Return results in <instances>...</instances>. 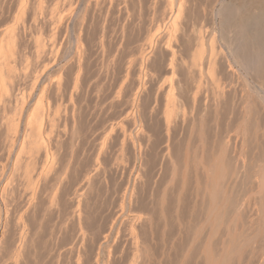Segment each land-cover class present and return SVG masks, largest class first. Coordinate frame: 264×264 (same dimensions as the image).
<instances>
[{
	"label": "bare ground",
	"instance_id": "6f19581e",
	"mask_svg": "<svg viewBox=\"0 0 264 264\" xmlns=\"http://www.w3.org/2000/svg\"><path fill=\"white\" fill-rule=\"evenodd\" d=\"M15 1L17 2L15 9L13 11H11L9 15L4 16L5 12L8 13V10L6 11L7 6L5 9V4L7 2H6V0H0V247L2 244H4L2 242H5L4 240L6 238L3 239L4 236L9 232L7 230V229H9V227H7V226H8V221H9L8 219L11 220V218L9 217V215L11 216L10 212H11L13 207H16L15 209H17V206H19V209H17L18 211H17V213L15 212L16 215L14 216V218H15L14 219V221H15L14 225L16 226V229H15L16 230V233H15L16 236L13 237V239L15 238V240L12 239L14 245L12 246L13 249L11 248L12 252L10 251L11 255H9V256H10V258H11L10 260L13 262V264H30L29 262L27 263L28 258L26 259L24 254L26 252L30 251L27 248H29L30 245L33 246L32 240L36 239L35 235H33L34 239L31 235L34 234V232L36 233L38 231L37 229L39 227H41L43 220H44V218L48 212L49 213H50V211L53 212L52 211L53 209L54 210L58 209L59 206H61V205L64 206L65 203H67L66 199L69 198L68 195L70 194V193L68 194V192L70 191V189H68L69 184H71L73 186L71 188V190L73 189V191H71L72 192L71 194L73 197L72 199L75 200L74 206L76 205V208L72 205L73 208H75V210L73 208L72 209L75 211V214H76V222L78 223L77 228H79L78 231H79V235H80V238L78 237L79 236L78 235L77 236L78 238L76 237V240L79 239L78 241L80 243L83 240V238L86 237V234L84 235V227L87 225L86 224L84 226V223L86 222L85 220L88 218L90 219V216L88 215L90 213L88 211H87L88 214H86L87 213L86 211H84V212L89 217L84 216L85 215L84 213L82 214V208H81V207H83L82 201L85 202L86 195L90 190H92V187L94 186L95 180L96 181L98 180L97 178L103 177V179L100 178V180L101 179L104 180V178H105L104 176H107V174L110 175L112 173H116L117 171H119V169H122L121 171L123 173H127V180L125 179L126 184H125L122 196H121V198H122L121 200L123 201L122 204L120 205L121 208L119 207V210L121 209V211L119 212V210H118L117 215L114 212L115 217L113 218L112 222H110V225L108 226V228L106 226L107 224L106 225L104 224L108 230L104 229V232L105 231H107V232H105L104 236L101 234V236H103V237H102V239L99 237L100 239H98V240H101V242L100 243L98 242V243H99V245L102 246V248H103V246H106V245L108 247L109 246L108 243H109L110 239H112V236L114 235V233L116 232L115 234H117V232L120 231V230L119 231H116V230L119 228L118 226L120 225L121 221L124 222L125 220H123V219H127L126 222L128 221L127 222L128 236H129L128 239H130V244L133 247V249H132L133 255L131 256L132 258H131V260L130 259L128 260L129 262L127 264H141L143 261L140 260L141 259L140 256H141V254H142V256L144 253L146 254V252L143 251L146 248L141 249V247L144 243L147 242V238L145 240V236H144V234H142L143 231L142 232L138 231L136 225H139V224H137L138 222L144 224L143 222L146 220L147 215L149 216V214H146V213H150L151 211L149 212L147 209L148 212H146V213L141 212V213H143V215L146 214V217L144 216L145 220H144V217L142 216V214H140V213L139 214H130L129 212L131 210L130 208L132 207L131 203H134L135 201H137V200H135L137 198H138V200L140 199L139 197L136 196V198H135V196H134L135 194H134L133 190H134V187H137L135 183L139 182V180H137V179H139V176L140 177L144 176V175L140 174V172H139L140 169L136 166L135 162L139 158V154L141 153V144L143 145V141L141 142V144H140V141L139 142L137 141V139L139 137L138 134L143 135L144 134L143 132H145L143 130L144 128H142L145 125L142 126V124L140 123V122H142L140 120V119H142V116L140 117V113H142L141 109L143 108V106L140 109L141 106L139 103V101L141 100L140 99L141 94L142 93L144 94V92H145V91L143 92V90L145 88V84H146L145 78H146V76L149 75L150 78H154V81H155V84H154L155 86L153 85L155 87L153 89L154 92L153 93L150 92L153 94L152 98L154 100L152 101L151 106L149 108L147 107L148 110L147 111L145 110V112H147V114L144 112V115H148L149 120H151L150 124L153 125L152 126L149 124L150 125V129H149L150 132L156 131L158 128V130H157V134H158V132L160 130L161 131L164 130L163 135L165 132V136L163 137L164 142L163 141L162 142L165 144L166 142L169 141L170 132H171L172 128L175 127V129L174 128L173 129L176 131L178 129L176 127L186 126L184 123L188 122V120L190 118L191 119L189 120V123L192 122L191 123L192 125H189L188 123L187 124H188V126L193 127V129H194L195 127L193 125L196 122L195 121L196 117L198 116V115L193 114V113H195V112H193V110L195 111L194 108H195L196 104H199V102L201 101L205 105L204 108H206V106H209L208 104L206 105V101H207V103L209 102V100H208L209 97H207L208 95H206V91L201 90L202 92H205L203 97H200V92H199L200 88H202V85H201L202 83L200 81V77L202 76V74L204 72H205L204 76L207 75L211 79L212 83L214 84V87L216 89L215 92L216 91L220 92L221 89H222L221 91H225V90H223V88H226V86H227V85H225L226 83L232 85L231 82H233L232 77L234 74L243 75L247 72L249 67L252 68V65L253 66L255 65L254 67L258 68L259 71H261V72L264 70V61H263V59H264V0H229V1L228 0H221L222 5L228 4L226 6V8H229V9L227 10L223 6H221L220 8H218V10L212 11L210 20H212L211 23L217 25V28H216V26H213L212 30L210 29L209 32H208V30H206L207 28L205 27V24H204L205 23V17H204V15H200L199 12H197V10H196L197 7L195 8L193 6V0H164V4H165L164 6L165 7H163V8H165V9H163V12L165 10V12H166L165 16L167 18V22L165 21L166 19L164 20L166 22V26L164 28L165 33H164L163 37H160L158 35L159 37H157L156 39H153L154 33H153V35H151L149 33L151 36H148L149 34L146 35V38L148 40L145 39L147 41V43L143 42V44L146 43L147 47L142 45V46H144V48L141 49L142 46L140 47L141 52H139L140 55H139V57H137V63H138V58H139V63L141 65L139 64L140 65V67H139V65L137 64L139 67V71L137 70V73L139 72L138 73L139 76L137 78L138 80H137L136 88H135L134 92L131 89L132 94L130 93L131 94L130 97L128 96L129 99L125 103L126 106L124 104L120 103V104L125 106V108H122V109H124L123 110L124 113L122 116H120L119 113H116V108H117L121 98L125 97L124 92H125V87H126V80L129 78L128 73H129L130 63L128 66H126L125 70H123V72L125 71V74L124 73L122 74V71H121V74L123 76H119V74L117 72V68H118V65H117L118 60L117 59L119 57L118 53H119L120 49H119V47L117 48V46H112V44H113L112 42H111L112 44L111 43L109 44V42L105 40V38H107V37H105L106 29H107V27H105V24L101 23V27L99 26L100 27L99 30L101 31L100 33H102V34L98 38L93 39L87 34V33H89V32H87V29L91 28L90 27L91 25L89 26V28L87 26V23H88V20L86 19V18H88L87 17V11L91 5H94L93 6L94 8L93 7H91V8L96 9V8L100 7V6H98L99 4L102 5V3H106L105 4L106 6L108 5V6H110V8H111V6L114 8V6H115V5L113 6L114 2L115 3L120 2L119 3L120 6L121 5L124 6V10H125V14H126V19H125V16H122V17H124V19H122V21L127 20V22H128L129 21L128 19H131V18H132L131 20H133V19L135 20V18H137V20L138 19L140 20L142 17L141 15L143 14L142 12L145 11L143 9L146 6L148 8L147 10H151V12L154 11L155 9H157L156 5H157L158 0H145L146 2L144 0H120V1L119 0L118 1H115V0H53L52 1L53 4H51V7L49 4H48L49 6H46L47 4H45V0H15ZM225 1H226V3H225ZM195 2H196V0H195ZM144 3H145V6H144ZM118 5H116V6L118 7ZM228 6H230V7H228ZM103 7H104V5H103ZM203 9H204V7H203ZM4 10H5V12H4ZM9 10H10V8H9ZM224 10H227V11L225 12ZM202 11H204V10H202ZM155 12H153L152 15ZM92 13H95V12H92ZM202 13L204 14V12H202ZM112 14H114V13H112ZM155 14L157 15V13H155ZM158 14H159V12H158ZM147 15H148V13H147ZM163 16H164V13L162 14V17ZM103 17H104V15H103ZM109 17H110V15H109ZM146 17L149 18L148 16H146ZM146 17H145V19H146ZM103 21H106V20L103 19ZM104 23H106V22H104ZM143 23H144V21H143ZM88 25H89V23H88ZM97 25H100V24H97ZM97 25H95L96 28H97ZM129 25H130V23H129ZM44 26L46 29L48 28V30H47L48 32L46 31L47 35L45 34L46 38H44L40 34L42 32L41 29H44ZM95 26H94V28H95ZM149 26H150V24H149ZM227 27H229L230 29L228 28V31L226 32ZM94 28H93V30H96V28L95 29ZM121 28H122V26H121ZM122 29H121V32L123 33V31H125V29L123 31H122ZM139 31H140V29H139ZM154 32L156 33L157 31H154ZM216 33H217V37L220 41V46L214 45ZM95 34H97V33H95ZM233 35H235V37L237 35L236 40L238 38H239V40L235 41L233 38ZM131 36H134V35H131ZM162 38L164 40H162ZM121 39L123 40L122 37H121ZM206 39L209 40V45H208L209 48H208V52H205L206 54L208 53L207 55H205L206 56V58H205V57H203L204 56L203 51H205V50H203L202 45L204 44L203 41ZM161 41H163V44L161 43L162 46L159 44ZM31 42L33 43V47H32L33 50L32 51L30 49ZM130 44H132V43H130ZM252 44L256 47V50H255L256 52H254V50L251 48V47H254V46H252ZM139 46H140V44H139ZM157 46L161 47V49L163 47L164 52H165V53L164 52L163 53L167 55L166 64H164L165 65L164 67H166L168 70H170L171 74H170V77H168V78H163L164 76H162V75H161L162 76V78H161L160 72H159V75L156 72L159 77L156 75V73H155V77H153L152 74L148 73V70L146 68V61H148L153 56L154 52L159 48V47L157 48ZM91 49L94 51H91ZM161 49H159V51ZM163 49L161 51H163ZM253 53H255L256 55H254ZM127 54H125V55H127ZM130 55H131V53H130ZM122 56H123V54H122ZM129 58H131V57L129 56ZM129 58H127L128 61L133 60V59L129 60ZM63 61H64V63H63ZM151 61H153V60H151ZM125 63H128V62H125ZM135 64H136V62H135ZM150 64H152V63H150ZM150 64L148 63L147 65L150 66ZM156 65H158V63ZM162 65L163 64H161V63L159 64L160 67H162ZM152 66H153V64H152ZM159 66H156V67H159ZM122 68H123V66H122ZM149 68H151V67H149ZM151 69H153V68H151ZM258 69H256V70H258ZM158 70H159V68L157 69V71ZM259 71L256 74H258L259 77H261L262 75H260ZM249 72H250V70H249ZM164 73H166V72L164 71ZM153 75H154V73H153ZM131 76H132V74H131ZM175 76L178 77L176 80H175ZM263 78H264V76H263ZM258 85H260V84H258ZM260 86H257V90H254V91H256V92L261 91ZM204 88H205V86H204ZM209 91L210 90H208V92ZM160 93H163V97L165 100V103L163 104L164 107L162 110H160L161 116H162V119H160V120H163L162 126L164 127V129L162 128V126H159L161 124H158L159 118H161V117H160V115H158L159 111H157V109H156L157 106L155 107L156 102H157L156 100H158L157 98H158V95ZM211 96L212 95H210V97ZM81 97L83 100L82 104L84 102H89V100H88L89 97H91L90 100L92 102L91 108H93L92 113L94 115L93 116L94 118L90 116L91 118H93L92 119L93 121L92 120H91L92 122L88 121V122H91V124L89 123V126H87V130H85V128H83L84 125L82 124V122L80 120V113L82 112L81 114H84L83 109L81 111L80 105H79ZM77 98H80V100L78 101ZM142 99H143V97H142ZM242 100H243V98H242ZM64 101H65V103H64ZM86 105H88V104H86ZM245 105H246V103H245ZM83 106H85V105H82V107ZM259 107H260V105H259ZM245 108H244V111H245ZM255 108H256V106H255ZM216 109H217V106H216ZM214 110L215 109H213V111ZM197 111H196V113H197ZM248 111H249V109H248ZM89 113H91V112H89ZM9 114H11V115H9ZM246 114H247V112H246ZM157 115L159 117H157ZM204 115H202V116H204ZM210 115H213V114L211 113ZM248 115H249V112H248ZM193 117L195 120L193 119ZM204 117H206V116H204ZM204 117H203V119H204ZM157 118H158V120H155ZM152 120H154L153 121L154 124L151 123ZM193 120H194V122H193ZM125 121H127V122L131 121L132 123H134L133 125H135V124L137 125V122H139V124H138L139 127L137 129H135L136 127H133L130 125L133 128H129V127L127 128L125 126ZM197 121H198L197 123H199V124L201 123V122H199L200 119H197ZM155 122H156V124H155ZM203 122H205V121H203ZM246 124H247V122H246ZM147 125H146V127H147ZM180 125H184V126H180ZM246 127L248 128V126H246ZM201 128H202V126H201ZM146 129H148V128H146ZM190 129L191 128H189V130ZM187 132H190V131H187ZM195 132H196V130H195ZM89 133L92 135L93 141H94V142H92V144H94V146H93L94 150L92 149L94 151L93 157H92V159H90L91 162H90V164H88L89 166H86L87 168L84 167V169H85L84 171L82 170V172H81L79 170L80 172H78V165L80 164L79 162H80L81 148H84L83 145L85 144V142L89 143L88 142V134ZM148 134H150V133H148ZM189 134H192V133H189ZM171 135H172V133H171ZM175 135H177V134H175ZM200 135H201V133H200ZM252 135L253 134H251V136ZM148 136H150V135H147V137ZM174 136H172V137L174 138ZM255 136L256 135H253L252 139ZM89 137H90V135H89ZM151 137H153V136H151ZM165 137H166V140H164ZM148 138H150V137H148ZM190 138H191V136H190ZM259 138L260 137H258V135H257L256 138H254L255 141L253 140V142L256 143V139H257V142L261 141V143H263V141ZM65 139H68L67 144L64 142ZM170 141H172V140H170ZM223 141L225 142L226 139ZM145 142H144L143 147L148 143V142H146V143ZM227 142H229V141H227ZM168 143H166L167 148H165V147L163 148V151H164V149H166L165 150L166 153H164L165 151L163 153L167 154L168 157H170V158H168L166 156L168 159H171V156H172V158H174L175 157L174 155H176L177 153H180V154L182 153V152H180V150H178L179 152L177 151L176 154H175V152L173 154V152H172L173 148L170 146L171 145L174 146V145L173 144L170 145ZM171 143H173V141ZM174 143H175V140H174ZM176 143H178V142H176ZM179 143L176 144L175 146L179 147L181 145V144L179 145ZM65 144H66V147H65ZM186 144H187V146H190V145H188L189 143H186ZM225 145H223V147ZM257 145L258 146L263 145L260 147V149L263 148L262 156L264 157V143L260 144V145L257 143ZM187 146H185V147H187ZM207 146H208V144H207ZM128 147H130L129 149L132 150V153L134 156L132 161L130 159H128V158H130L128 156H127L128 158H124L125 157V154H124L125 150L127 151ZM145 147H147V146H145ZM180 147H183V145H181ZM157 148H158V146H157ZM170 148H172L171 151H170ZM207 148H208L207 149L208 153H207V159L205 161V163H206V171L205 172L208 173L206 176L208 177L207 179L209 180V184H208V188H207V189H209V192L208 191H206V192H208L207 194L209 195V199H208V201L205 200L208 203V205H206V204L205 205H206V207L208 206V208H207L208 214H207V217H205L206 219L203 221V222H205V224L202 223L205 226L203 227V225H202L201 226L202 228H200V227L199 228H200V230L201 229L204 230L203 228L206 229L208 227L206 230L209 229V231H210V229H211L213 232V235H214V234H216V232H217V234H219L216 228H220L219 225H220V223H222L221 221H224V220H222V219H224L223 216H225V217L227 216L226 213L229 216L234 215L233 220H232L233 223L232 222L231 223L235 226V224H236L235 221H237V217H238L237 215L239 214L238 211L240 208L242 209L245 204H243V202H240L237 199H234L231 197V194H232L231 190L234 187V182H235L236 178L234 180L232 179V181H231L232 183L231 182L229 183L230 185L228 183H226V182H228V181H226L228 178H226L225 165L228 162V160L226 159V157H224L225 156L224 155L225 154L224 149L221 148V150L219 151V152H222V156L216 155L217 159L216 158L213 159V151H212V148H210V143H209V147H207ZM256 148H259V147H256ZM256 148L253 149V147H252V149L254 151ZM178 149H180V148H178ZM188 149H189V147H188ZM185 150H187V149H185ZM235 150H236V148H235ZM239 150H240V148H239ZM197 151H199V149ZM259 151H261V150L257 149V152L259 153L258 155H260ZM171 152H172V154H169ZM183 152H184V150H183ZM109 154L111 156L108 160H106L105 158ZM180 154L178 156L179 158H180ZM184 154L185 153H183L182 156ZM185 155H187V152ZM141 156H142V154H141ZM134 159H135V162H134ZM184 160L185 161H183V162H186V159H184ZM229 161H230V159H229ZM171 162H172V159H171ZM238 163H239V161H238ZM139 164H140V162H139ZM141 164H143V163H141ZM228 165H230V163ZM244 165H246V164L244 163L243 160H241V167L243 168ZM180 166H181V164H180ZM185 166L187 167V165H185ZM231 167H232V165H231ZM261 167H263V165L260 166V168ZM253 168H254V166H253ZM257 168H259V167H257ZM141 169H142V167H141ZM237 169H238V167H237ZM245 169L246 168H244V170ZM260 170H262V168ZM230 171L231 170H229V172ZM255 171H256L255 173H258L256 169H255ZM263 171L264 170H262V173L259 171L258 176L256 177V178L259 177V179H260V181H258L259 183L257 184L258 189H260L264 185V182H263L264 172ZM229 172H227V173H229ZM19 173L21 175H23L22 177H24V179H25V181H24L25 183H24V182H22L23 178L21 179V177L18 176L19 177L18 180L21 179L20 181L22 182V186L24 188H20L21 186H19L18 182L15 181L17 179V178L15 179V177H17V175ZM237 173H238V170H237ZM246 175L247 174H245L244 176H246ZM124 177H125V175H124ZM233 177H234V175H233ZM239 177H241V174ZM144 178H146V177H144ZM250 178H251V176H250ZM105 179H107V178H105ZM171 179H173V178L171 177ZM171 179H170V181H171ZM243 179H242V181H243ZM20 181H19V184H20ZM239 181H240V179H239ZM15 182H17V183H15ZM97 182H95V186L98 184ZM101 182H103V181H101ZM243 182L245 183L246 181L244 180ZM23 183H24V185H23ZM105 183H106V181H105ZM114 184H115V182H114ZM245 184H247V183H245ZM229 186H230V188H229ZM236 187H238V186H236ZM101 188H104V187H101ZM249 189H251V188H249ZM256 189H257V186H256ZM95 190H96V188H95ZM169 190H168V192H169ZM242 190H243V188H242ZM245 190H246V188H245ZM97 191H99V190H96V193H97ZM114 191H112V192L114 193ZM92 192H93V190H92ZM234 192H236V191H234ZM90 194L91 193H89V196H91ZM105 194L107 195L108 191ZM105 194H104V196H105ZM101 195H102V193H101ZM239 195H240V193H239ZM97 196H99V195H97ZM242 196H243V194H242ZM70 197H71V195H70ZM87 197H88V195H87ZM101 197H103V196H101ZM199 197H202V196H199ZM83 198H84V200H83ZM69 199L71 201V198H69ZM133 199L135 201H133ZM139 201H141V199ZM246 202H247V200H246ZM68 203H69V201H68ZM142 203H143V200H142ZM70 204H72V203H70ZM92 204H93V202H92ZM98 204L99 203H97V205ZM84 205H86V204H84ZM247 205H248V203H247ZM257 205H258L257 209L254 208L257 211L256 215H257L258 219L257 218L256 219H257V221L262 222L261 224H264V200L260 199L258 201ZM146 206H148V205H146ZM146 206L144 205V207H146ZM141 207H143V206H141ZM154 207H156V206H154ZM67 208H70V207H67ZM15 209L13 208L14 211H15ZM244 209H245V207H244ZM246 209H247V207H246ZM13 210H12V212H13ZM103 210H104V208H103ZM181 210L182 209H180V211ZM93 211H95V210H93ZM112 211H113V209H112ZM135 212H137V210ZM241 212H243V211H241ZM71 213H72V211H71ZM94 213L95 212H93V214ZM222 213L224 215H222ZM31 214L33 216H32V218H31V216L29 218V215H31ZM73 214H74V212H73ZM126 214H127V217L124 218L126 216ZM83 216L85 218L86 217L87 218L84 220ZM235 216H237V217H235ZM74 217H75V215H74ZM96 217H100V214H99V216H96ZM67 218H69V217H67ZM72 218L73 217L71 215V220H72ZM238 218H240V217H238ZM29 219H32V221L34 220L36 222L35 227L37 228L36 229L37 231L32 230L33 231L32 234H31L30 229H29V221H30ZM148 219H149V217H148ZM148 219L146 221H148ZM254 219H255V217H254ZM149 220H151V219H149ZM44 221H46V220H44ZM72 221H75V218ZM59 222H61V221H59ZM59 222H58V224H59ZM89 222H91V221H89ZM94 222H96V220H94ZM62 223H64V222H62ZM10 224H11V222H10ZM100 224L103 225V223H101V222H100ZM142 224L140 226H138L139 229L141 228ZM145 224H147V223L145 222ZM226 224H227V222H226ZM252 224L254 225L255 223H252ZM59 225H62V224L60 223ZM148 225L150 227L151 222ZM193 225H194V223H193ZM238 225L239 224H237V226ZM250 225H248V228ZM89 226H91V225H89ZM95 226H97V225H95ZM42 227L44 228V225H42ZM51 227H52V225H51ZM91 227H93V226H91ZM238 227H240V226H238ZM263 227H264V225H263ZM54 228H52V229L50 228V231L48 233L49 234L48 238H52V240H53L52 236L57 231V230L54 231ZM85 228L88 229L87 226ZM144 228L145 227L143 226V230H144ZM231 228H233L232 225H231ZM257 228H258V226H257ZM87 229L85 231L86 233H87ZM164 229H165V227H164ZM227 229H229V228H225L226 231H227ZM249 229H251V228H249ZM254 229H255V226H254ZM6 230L8 231L7 233H6ZM47 230H49V229H47ZM75 230H76V228H75ZM202 230L199 232H202ZM78 231L76 230L77 233H78ZM88 231H90V230H88ZM232 231H233V229H232ZM254 231L255 230H253V232ZM199 232H198V230H196V233H199ZM212 232L211 231L209 232V237H211ZM230 232L229 231L225 232L223 234L224 235L223 239L220 240L222 252L227 251L228 249L231 252V249L229 247H227V245H229V244L231 245V243H233V241L235 240L234 237L236 236V234H234L235 236L233 237L234 238V240H233ZM37 233H36V235H37ZM43 233L45 234V232H43ZM94 233H97V232H94ZM150 233H152V232L150 231ZM74 234H76V233H74ZM146 234H148V233H146ZM249 234H247V235H249ZM255 234H256V232H255ZM255 234H254V238L256 237ZM56 235H57V233H56ZM197 235L195 234V236H197ZM203 235H204V233H203ZM242 235H244V234H242ZM12 236H14V235H12ZM39 236H37V237H39ZM41 236H42V238L44 237V239L46 238L42 234H41ZM46 236H48V235H46ZM5 237H7V235ZM93 237H94V235H93ZM212 237H211V239L214 238V237L213 238ZM261 237H263V236H260V238ZM39 238H41V237H39ZM39 238H38V240H39ZM88 238H89V236H88ZM237 238H238V235L236 237V240H237ZM209 239H207L208 244L205 243L207 245L206 249H205V246L203 249L204 252L208 251V252L204 253L206 256L205 260H207V264H213L214 262L216 264L217 263L216 260L220 257V256H218V254L221 251L219 250L220 252L217 254L218 258L216 259L217 256H215V259H216L215 260L213 257L214 256L213 251L211 249H209V247L211 245L208 247V245L210 244ZM40 240L42 241V239H40ZM48 240H51V239H48ZM76 240L74 239V241H76ZM43 241H45V240H43ZM54 241H55V239H54ZM54 241H52V242L54 243ZM212 241H210V242H212ZM7 242H9V241H7ZM48 242H51V241H48ZM111 242H113V241H111ZM236 242H239V241H236ZM37 243H35V244H37ZM73 243L76 244V242H73ZM214 243H216V242L214 241ZM234 243H235V241H234ZM259 243H262V242H259ZM40 244H41V242H40ZM74 244L72 245L73 247H74ZM83 244L86 245V243H83ZM212 244H213V242H212ZM77 245H79V244H77ZM146 245H147V243H146ZM36 246H37L36 247V249H37L39 246L38 245H36ZM44 246H46V245H43V247ZM72 246H71V248H72ZM196 246H197V244H196ZM231 246H233V245H231ZM236 246L237 245L235 244V247ZM262 246H260L261 248L259 247V249L260 250L262 249V251H263L264 250V243H262ZM47 247H44V248H47ZM51 247H52V245H51ZM144 247H146V246H144ZM147 247H148V245H147ZM60 248L65 249L64 247H62V245ZM71 248H70V250H71ZM213 248H214V246H213ZM255 248H256V246H255ZM39 249L40 248H38V250ZM63 249H61V250L64 251ZM253 249H254V247H253ZM8 250H10V249H8ZM26 250H28V251H26ZM52 250L53 249L46 251V253L43 254V257L45 255H46V257H44V258H47V259L51 258V256L56 257L57 253L54 254V252ZM77 250H78V248H77ZM80 250H81V248H80ZM210 250H211L212 254L210 253V255H208ZM33 251H34V253L32 252V255L29 252L30 256L34 257V259L31 257L33 260L29 257V255H27L28 253L26 254L29 257L28 260L30 261V259H31V261H30L31 264H34L33 261L36 263L37 261L40 262V260H42V256L40 257V255H42V254H40L41 252L39 253V251H41V250H39L38 251L39 254H37L41 258V259L39 258L38 260H37V257H35V253H37V251H35V247H34ZM58 251H56V252H58ZM62 251H59V253ZM257 251H259V250H257ZM230 252H228V253L225 252L226 255L224 254L225 255L224 258L227 259V257H228L227 254H230ZM107 253H108V257H109L110 254H109V252H107ZM61 254L62 253H60V255ZM63 254L61 256H64ZM53 255H55V256H53ZM120 255H122V254H120ZM150 255H152V254H150ZM260 255H261V253H260ZM147 256L148 255H146V257ZM57 257L54 258L55 263L59 260V259H57ZM108 257H107V261H106L107 263L106 262L103 263V261H102V263L100 261V263L101 264H111L112 258L110 257V259H108ZM144 257L145 256H143V260H144ZM52 259L53 258H51V260ZM145 260H147V259H145ZM43 261H45V259L42 260V263H44ZM49 261H46V262H48L50 264ZM52 261H51V263H52ZM78 261H81V260L78 259ZM78 261H75V262H78ZM220 261L223 262L222 258L220 259ZM255 261H257V260H255ZM96 262H99V261L97 260ZM222 262H220V263H222ZM224 262H223V264H224ZM48 263H46V264H48ZM250 263H251V260H250Z\"/></svg>",
	"mask_w": 264,
	"mask_h": 264
},
{
	"label": "rangeland",
	"instance_id": "374dc122",
	"mask_svg": "<svg viewBox=\"0 0 264 264\" xmlns=\"http://www.w3.org/2000/svg\"><path fill=\"white\" fill-rule=\"evenodd\" d=\"M52 1L53 0H45V4H47L46 6H49L50 5V7H51V4H53L52 3ZM115 1H118V0H115ZM120 1V0H119ZM145 1V0H144ZM216 1V2H215ZM229 1V0H228ZM8 4H7V3ZM6 4H5V9H6V6H7V9H6V11L8 10V13L7 12H5V10H4V16H7V15H9L10 14V12L11 11H13L14 9H15V6H16V4H17V2L14 0H6ZM146 2V1H145ZM120 3V2H119ZM119 3H115L114 2V4H113V6L115 5H118ZM225 3H226V1H225ZM224 3V4H225ZM49 4V5H48ZM106 3H102V5L101 4H99L98 6H100V7H98V8H96V9H93L94 7V5H91L89 8H88V11H87V17L88 18H86L87 20H88V23H89V25H88V23H87V26H88V28H89V26L92 28H89V29H87V32H89V33H87L91 38H93V39H96V38H98L99 36H101V34L102 33H100L101 31L99 30L100 29V27H101V23L102 24H105V27H107V29H106V35H105V37H107V38H105V40L106 41H108L109 42V44L111 43L112 44V46H117V48L119 47V53H118V68H117V72H118V74H119V76H123L122 74L124 73L125 74V71L123 72V70H125V68H126V66H128L129 65V63H130V67H129V75H128V79L126 80V87H125V92H124V98L122 97L121 98V100H120V102H119V104H118V106H117V108H116V113H119L120 114V116H122L123 115V113H124V109H122V108H125V106H126V102H127V100L129 99V97H130V95L132 94V90H133V92H134V90H135V88H136V84H137V78H138V76H139V72L137 73V70L139 71V67H140V63H139V58H138V63H137V57H139V55H140V53L139 52H141L140 50L141 49H143L144 48V46L145 47H147V45H146V43H147V41L145 40V39H147L146 38V35H148L149 33L151 34V35H153V33H154V35H153V39H156L157 37H163V35H164V33H165V26H166V22H167V18H166V16H165V10H164V12H163V9H165V8H163V7H165L164 5V0H158L157 1V5H156V7H157V9L159 10H157V9H155L154 11H152L151 12V10H147L148 8H147V6L146 7H144V9L143 10H145V11H143L142 13L144 14H142L141 16V19L138 21L137 20V18H135V20L133 19V20H131V19H128L129 21V23H130V25H129V23L127 22V20L125 21V20H123L122 21V19H124V17H122V16H125V19H126V14H125V10H124V6L123 5H121L120 6V4L118 5V7L116 6H114V8L111 6V8H110V6H106L105 5ZM122 4V3H121ZM9 5V6H8ZM103 5H104V7H103ZM228 4H225V5H222V2H221V0H196V2H195V0H193V6L196 8L197 7V12H199V14L200 15H204V17H205V27L207 28L206 30H208V32L210 31V29L212 30V27L213 26H216V28H217V25H215V24H213V23H211L212 22V20H210L211 19V14H212V11H216V10H218V8H220L221 6H223L225 9H229V8H226V6H227ZM144 6H145V3H144ZM206 6V7H205ZM91 7H93V8H91ZM106 7V8H105ZM155 7V8H156ZM159 7V8H158ZM203 7H204V9H203ZM228 7H230V6H228ZM9 8H10V10H9ZM91 8V9H90ZM110 8V9H109ZM201 8V9H200ZM118 9V10H117ZM212 9V10H211ZM147 10V11H146ZM202 10H204V11H202ZM227 10H224L225 12L227 11ZM108 11V12H107ZM156 11V12H155ZM201 11V12H200ZM206 11V12H205ZM92 12H95V13H92ZM101 12V13H100ZM107 12V13H106ZM117 12V13H116ZM153 12H155V13H157V15L155 14H153L152 15V13ZM158 12H159V14H158ZM164 13V16L162 17V14ZM202 12H204V14L202 13ZM112 13H114V14H112ZM124 13V14H123ZM147 13H148V15H147ZM207 13V14H206ZM112 14V15H111ZM103 15H104V17H103ZM109 15H110V17H109ZM118 15V16H117ZM121 15V16H120ZM148 16L149 18H147L146 16ZM208 15V16H207ZM159 16V17H158ZM161 16V17H160ZM112 17V18H111ZM145 17H146V19H145ZM165 17V18H164ZM210 17V18H209ZM106 18V19H105ZM116 20H115V19ZM143 18V19H142ZM163 18V19H162ZM208 18V19H207ZM103 19L104 20H106V21H103ZM109 19V20H108ZM149 19V20H148ZM166 19V20H165ZM94 20V21H93ZM137 20V21H136ZM166 22H165V21ZM208 20V21H207ZM125 21V22H124ZM143 21H144V23H143ZM104 22H106V23H104ZM117 22V23H116ZM135 22V23H134ZM143 24H142V23ZM150 22V23H149ZM165 24H164V23ZM125 23V24H124ZM133 23V24H132ZM140 23V24H139ZM97 24H100V25H97ZM149 24H150V26H149ZM207 24V25H206ZM95 25H97V28H96V26ZM107 25V26H106ZM118 25V26H117ZM125 25V26H124ZM128 25V26H127ZM136 25V26H135ZM94 26H95V28H96V30H93V28H94ZM100 26V27H99ZM121 26H122V28H121ZM162 26V27H161ZM47 27V26H46ZM99 27V28H98ZM137 27V28H136ZM230 27V26H229ZM229 27H227L226 29V32L228 31V28ZM94 28V29H95ZM120 28V29H119ZM116 29V30H115ZM121 29H122V31L125 29V31H123V33L121 32ZM139 29H140V31H139ZM230 29V28H229ZM48 30V28L46 29L45 28V26H44V29H41V35L44 37V38H46V35H47V31ZM98 30V31H97ZM44 31V32H43ZM47 31V32H46ZM139 31V32H138ZM152 31V32H151ZM154 31H157L156 33L154 32ZM97 33V34H95V33ZM138 33V34H137ZM46 34V35H45ZM99 34V35H98ZM120 34V35H119ZM148 35V36H151V35ZM45 35V36H44ZM131 35H134V36H131ZM159 35V36H158ZM123 38V40L121 39V37ZM109 37V38H108ZM129 37V38H128ZM134 37V38H133ZM233 38H234V40L235 41H238L239 40V38L236 40V38H237V35H236V37H235V35H233ZM133 39V40H132ZM135 39V40H134ZM148 40V39H147ZM162 40H164L163 38H162ZM136 41V42H135ZM208 41V42H207ZM33 42V41H32ZM31 42V44H30V49H31V51L33 50V43ZM107 42V43H108ZM143 42H146L145 44H143ZM204 42V44L202 45V48H203V50H205V51H203V57H205L206 58V56L205 55H207L205 52H208V48H209V40L208 39H206V40H204L203 41ZM117 43V44H116ZM126 43V44H125ZM130 43H132V44H130ZM163 44V41H161L159 44L162 46V44ZM139 44H140V46H139ZM130 45V46H129ZM142 45H144V46H142ZM206 45V46H205ZM214 45H216V46H220V41H219V39H218V37H217V33H216V38H215V41H214ZM142 46V48L140 49V47ZM208 46V47H207ZM252 46H254L253 44H252ZM137 49H136V48ZM159 46H157V48H158ZM130 48V49H129ZM156 48V49H157ZM253 50H254V52H256L255 50H256V47L254 46V47H251ZM93 49V48H92ZM91 49V51H94V50H92ZM125 49V50H124ZM128 49V50H127ZM136 49V50H135ZM155 49V50H156ZM159 49H161V47H159L157 50L159 51ZM162 49H163V47H162ZM161 49V50H162ZM155 51L154 52V54H153V56L148 60V61H146V68H147V70H148V73H150V74H152V76L153 77H155V73L157 72L158 73V75H159V72H160V76L162 75V76H164L163 78H168V77H170V70H168L166 67H164L165 65L164 64H166V59H167V55L166 54H164L165 52H164V49H163V51ZM122 52V53H121ZM125 52V53H124ZM129 52V53H128ZM164 52V53H163ZM128 53V54H127ZM130 53H131V55H130ZM137 53V54H136ZM122 54H123V56H122ZM125 54H127V55H125ZM254 55H256L255 53H253ZM137 55V56H136ZM129 56L131 57V58H129ZM135 56V57H134ZM127 58H129V60L130 59H133V60H131V61H128L127 60ZM124 60V61H123ZM151 60H153V61H151ZM159 60V61H158ZM162 60V61H161ZM205 61V60H204ZM263 61H264V59H263ZM125 62H128V63H125ZM135 62H136V64H135ZM63 63H64V61H63ZM121 65H120V64ZM150 64V63H152L153 64V66H152V64H150V66H148L147 64ZM158 63V65H156V64ZM163 64L162 65V67H160L159 66V64ZM139 65V67H138V65ZM120 65V66H119ZM122 66H123V68H122ZM125 66V67H124ZM156 66H159V67H156ZM251 66V65H250ZM255 66V65H254ZM253 65H252V68L251 67H249V69L247 70V72L245 73V74H243V75H238V74H234L233 75V77H232V81L233 82H231L232 83V85L231 84H228V83H226L225 85H227L226 86V88H223V90H225V91H221L220 90V92H218V91H216L215 92V87H214V84L212 83V81H211V79L207 76V75H205L204 76V74H205V72L202 74V76L200 77V81H201V85H202V88H200V90H199V92H200V97H203L204 96V94H205V92H202V91H206V95H208L207 97H209L208 98V100H209V102L207 103V101H206V105L208 104L209 106H206V108H204L205 107V105L201 102H199V104H196V106H195V111L193 110V112H195V113H193L194 115H198L197 117H196V120L194 119V117H193V119L196 121L195 123H194V129H193V127H190V126H188V124L189 125H192L191 123H189V120L191 119H189L188 120V122H186V123H184L186 126H184V125H180V126H184V127H176V128H178L176 131L174 130L175 129V127H173L172 128V130H171V132H170V138H169V141L170 140H172L173 141V143H171L172 141H168V142H166V143H168V144H173L174 146L176 145V144H178L179 142V145L181 144V145H183V147H174V146H170V147H172L173 148V154H174V152H175V154L177 153V151L178 150H180V152H182L181 154L180 153H177L176 155H174L173 157L174 158H172V156H171V159H172V162H171V159H168V158H170V157H168V155L167 154H164V153H166V149H164V151H163V148L165 147V148H167L166 147V143L164 144L163 142V137L165 136V132H164V135H163V131L164 130H160L159 132H158V134H157V130H158V128H157V130L156 131H153V132H150V125H152V124H150V121L151 120H149V117H148V115H144V112H145V110L147 111L148 110V108L151 106V104H152V101L154 100L152 97V93L154 92L153 91V89L155 88L154 86V84H155V81H154V78H150V76L148 75V76H146V78H145V88H144V90H143V92H144V94L142 93L141 94V97H140V101H139V103H140V109L142 108V106H143V108L141 109V112L143 113H140V117L142 116V119H140L142 122H140L141 124H142V126L143 125H145L144 127H142V128H144L143 130L146 132H148V133H150V134H148L147 132L145 133V132H143L144 134L142 135V134H138V139H137V141L139 142L140 141V144H141V142L143 141V145H144V142L146 141V142H148L145 146H147V147H143V145L141 144V153L139 154V158L136 160V162H135V159H134V162H135V164H136V166L140 169L139 170V172H140V174H142V175H144L143 177H140L139 176V179H137V180H139V182H136L135 184H136V186L137 187H134V190H133V192H134V196H135V198H136V196L137 197H139L140 199H141V201H139L138 200V198L137 199H135V200H137V201H135L134 199H133V201H135L134 203H131V210H130V214H142V216L144 217H146V214H149V216L147 215V218H146V220L148 219V217H149V219H151V220H149L148 219V221H146L145 220V217H144V224H142V223H140V222H138L137 224H139V225H136L137 226V230L138 231H143V233L142 234H144V236H145V240H146V238H147V245H148V247H147V245H146V243H144L143 245H142V247H141V249L143 248H146L145 250H143V251H145L146 252V254L144 255L143 254V256H145L144 257V260H143V256H142V254H141V259L140 260H142L143 262L141 263V264H207V260H205L206 258V256H205V254L204 253H206V252H208V251H206V252H204L203 251V249H204V246H205V249H206V244L205 243H207L208 244V240L207 239H211V237L213 238V239H209V245H208V247H209V249H211L212 251H213V257H214V259H215V256H217V254L221 251V239H223V234L225 233V232H230V234H231V237L233 238L235 235L234 234H236V236L234 237L235 238V240H234V238H233V240L235 241V243H234V241H233V243H231V245H233V246H231L230 244L229 245H227V247H229L230 249H231V252H230V250L228 251H224V252H220L219 254H218V256H220L219 258H218V256L216 257V264H223V262H224V264L226 263V264H264V250L262 251V249L260 250L259 249V247L260 246H262V243H264V227H263V225L264 224H261L262 222H260V221H257V219H258V217H257V215H256V213H257V211H256V209H257V207H258V201L260 200V199H263L264 200V185H263V187H261L260 189H258V181H260V179H259V177L258 178H256L257 176H258V173H259V171L262 173V170H264V157L262 156V153H263V148L262 149H260V147L261 146H263V145H261V146H258L257 145V143L260 145V144H263L264 143V78H263V76H264V70L261 72V71H259V69L258 68H256V67H254ZM149 67H151V68H153V69H151V68H149ZM159 68V70L157 71V69ZM254 68V69H253ZM120 69V70H119ZM256 69H258V70H256ZM131 70V71H130ZM162 72H161V71ZM180 70V69H179ZM249 70H250V72H249ZM121 71H122V74H121ZM164 71L166 72V73H164ZM258 71L260 72V75H262L261 77H259V75L258 74H256V73H258ZM249 72V73H248ZM136 73V74H135ZM153 73H154V75H153ZM157 73H156V75H157ZM251 73V74H250ZM131 74H132V76H131ZM157 75V76H158ZM167 75V76H166ZM162 76H161V78H162ZM135 77V78H134ZM159 77V76H158ZM178 77H176L175 76V80L177 79ZM203 78V79H202ZM236 80H235V79ZM256 78V79H255ZM263 80H262V79ZM202 79V80H201ZM148 80V81H147ZM154 81V82H153ZM129 83V84H128ZM204 83V84H203ZM258 84H260V85H258ZM154 85V86H153ZM205 86V88H204V86ZM230 85V86H229ZM129 86V87H128ZM224 86V85H223ZM257 86H260L261 87V91H259V92H256V91H254V90H257ZM201 87V86H200ZM225 87V86H224ZM151 88V89H150ZM132 89V90H131ZM207 89V90H206ZM212 89V90H211ZM214 89V90H213ZM130 90V91H129ZM202 90V91H201ZM208 90H210L209 92H208ZM212 91V92H211ZM150 92H152V93H150ZM263 92V93H262ZM131 93V94H130ZM210 93V94H209ZM244 93V94H243ZM203 94V95H202ZM224 94V95H223ZM143 95V96H142ZM149 95V96H148ZM210 95H212L211 97H210ZM223 95V96H222ZM79 96V95H78ZM129 96V97H128ZM151 96V97H150ZM160 96V97H159ZM229 96V97H228ZM236 96V97H235ZM245 96V97H244ZM128 97V98H127ZM142 97H143V99H142ZM239 97V98H238ZM90 98L91 97H89V102H84L83 104H82V102H83V100H82V97H81V100H80V98H77L78 99V101L80 100V102H79V105H80V109H81V111H82V109H83V113L84 114H81L80 113V120H81V122H82V124L84 125V127L83 128H85V130H87V126H89V123L91 124V122L93 121L92 119L94 118L93 116V108H91L92 107V102H91V100H90ZM152 98V99H151ZM230 98V99H229ZM242 98H243V100H242ZM147 101H146V100ZM151 99V100H150ZM158 100H156L157 102H156V105H155V107L157 106V111H159V113H158V115H160V117L161 118H159V121H158V124H161V125H159V126H162L163 124H162V121L163 120H160V119H162V116H161V111L160 110H162L163 109V104L165 103V100H164V97H163V93H160L159 95H158V98H157ZM202 99V98H201ZM225 99V100H224ZM235 99V100H234ZM215 102H214V101ZM230 100V101H229ZM257 100V101H256ZM143 101V102H142ZM227 101V102H226ZM238 101V102H237ZM243 101V102H242ZM64 103H65V101H64ZM81 103V104H80ZM91 103V104H90ZM120 103H122V104H124V105H122V104H120ZM145 103V104H144ZM217 103V104H216ZM225 103V104H224ZM228 103V104H227ZM243 103V104H242ZM245 103H246V105H245ZM250 103V104H249ZM86 104H88V105H86ZM90 104V105H89ZM143 104V105H142ZM148 104V105H147ZM212 104V105H211ZM231 104V105H230ZM82 105H85V106H83L82 107ZM122 107H121V106ZM242 105V106H241ZM256 106V108H255V106ZM259 105H260V107H259ZM124 106V107H123ZM201 106V107H200ZM216 106H217V109H216ZM251 106V107H250ZM82 107V108H81ZM88 107V108H87ZM148 107V108H147ZM198 107V108H197ZM213 107V108H212ZM246 107V108H245ZM248 107V108H247ZM250 107V108H249ZM259 107V108H258ZM87 108V109H86ZM121 108V109H120ZM210 108V109H209ZM226 108V109H225ZM244 108H245V111H244ZM91 111H90V110ZM199 109V110H198ZM213 109H215L214 111H213ZM224 109V110H223ZM229 109V110H228ZM241 109V110H240ZM248 109H249V111H248ZM85 110V111H84ZM198 110V111H197ZM201 110V111H200ZM209 110V111H208ZM212 110V111H211ZM240 110V111H239ZM258 110V111H257ZM196 111H197V113H196ZM206 111V112H205ZM221 111V112H220ZM224 111V112H223ZM244 113H242V112ZM251 111V112H250ZM253 111V112H252ZM10 112V111H9ZM89 112H91V113H89ZM204 112V113H203ZM236 112V113H235ZM238 112V113H237ZM246 112H247V114H246ZM248 112H249V115H248ZM11 113V112H10ZM146 114H147V112H145ZM202 113V114H201ZM213 114V115H210V114ZM230 113V114H229ZM251 113V114H250ZM261 113V114H260ZM205 114V115H204ZM9 115H11V114H9ZM157 115V117H159ZM193 115V116H194ZM202 115H204V116H206V117H204V116H202ZM222 115V116H221ZM247 115V116H246ZM259 115V116H258ZM85 116V117H84ZM93 117V118H91V117ZM213 116V117H212ZM217 116V117H216ZM199 117V118H198ZM202 117V118H201ZM203 117H204V119H203ZM219 117V118H218ZM242 117V118H241ZM86 118V119H85ZM91 118V119H90ZM215 118V119H214ZM90 119V120H89ZM197 119H200V121L199 122H201L200 124L199 123H197L198 121H197ZM236 119V120H235ZM92 120V121H91ZM145 120V121H144ZM155 120H158V118L157 119H155ZM194 120H193V122H194ZM224 120V121H223ZM88 121H91V122H88ZM145 123H144V122ZM154 120H152V122L151 123H153L154 124V122H153ZM161 121V122H160ZM203 121H205V122H203ZM147 122V123H146ZM160 122V123H159ZM231 122V123H230ZM246 122H247V124H246ZM144 123V124H143ZM188 123V124H187ZM129 126H128V125ZM134 123H132L131 121H125V126L128 128H133V127H136L135 129H137L139 126H138V124H139V122H137V125L135 124V125H133ZM149 126H148V125ZM155 124H156V122H155ZM196 124V125H195ZM133 126V127H131V126ZM146 125H147V127H146ZM198 125V126H197ZM202 126V128H201V126ZM153 126V125H152ZM151 126V127H152ZM158 126V127H159ZM188 126V127H187ZM246 126H248V128L246 127ZM187 127V128H186ZM82 128V129H83ZM146 128H148V129H146ZM160 128V127H159ZM162 128L164 129V127L162 126ZM181 130H180V129ZM189 128H191L190 130H189ZM236 128V129H235ZM199 129V130H198ZM235 129V130H234ZM243 129V130H242ZM253 129V130H252ZM84 130V129H83ZM84 130V131H85ZM149 130V131H148ZM179 130V131H178ZM195 130H196V132H195ZM223 130V131H222ZM248 130V131H247ZM251 130V131H250ZM152 131V130H151ZM174 133H173V132ZM178 131V132H177ZM187 131H190V132H187ZM199 133H198V132ZM205 133H204V132ZM155 132V133H154ZM254 132V133H253ZM171 133H172V135H171ZM189 133H192V134H189ZM200 133H201V135H200ZM218 133V134H217ZM257 133V134H256ZM150 135V136H148V137H150V138H148L147 137V135ZM155 134V135H154ZM175 134H177V135H175ZM226 134V135H225ZM248 134V135H247ZM251 134H253V135H258V137H260L259 139H261L262 141H263V143H261V141H258L257 142V139H256V143L255 142H253V140L255 141V139L254 138H256V136L252 139V137H253V135L251 136ZM89 135H90V137H89ZM145 135V136H144ZM175 135V136H174ZM224 135V136H223ZM231 137H230V136ZM151 136H153V137H151ZM172 136H174V138L172 137ZM190 136H191V138H190ZM246 136V137H245ZM249 136V137H248ZM92 137V135L89 133L88 134V142L89 143H86L85 142V144L83 145V147L84 148H81V155H80V164L78 165V172H82V170L84 171L85 169H84V167L85 168H87L86 166H89L88 164H90V162H91V160L90 159H92V157H93V153H94V144H92V142H94L93 141V137ZM145 137V138H144ZM147 137V138H146ZM235 137V138H234ZM153 138V139H152ZM173 138V139H172ZM182 138V139H181ZM190 138V139H189ZM208 140H207V139ZM232 138V139H231ZM140 139V140H139ZM150 139V140H149ZM181 139V140H180ZM226 139V141L224 142L223 140H225ZM92 140V141H91ZM155 140V141H154ZM158 140V141H157ZM164 140H166V137H165V139ZM174 140H175V143H174ZM222 140V141H221ZM233 140V141H232ZM157 141V142H156ZM163 141V142H162ZM227 141H229V142H227ZM66 144L68 143V139H65V141H64ZM145 142V143H146ZM155 142V143H154ZM176 142H178V143H176ZM183 142V143H182ZM189 143L188 145H190V146H187V144L186 143ZM222 142V143H221ZM231 142V143H230ZM205 143V144H204ZM209 143H210V148H212V151H213V159H215L217 156L216 155H220V156H222V152H219L220 150H221V148L222 149H224V157H226V159L228 160V164L230 163V165H228L227 163H226V165H225V173H226V178H228L226 181H228V182H226V183H230L231 181H232V179L234 180L235 178V182H234V187H233V189L231 190V192H232V194H231V197L232 198H234V199H237L238 201H240V202H243V204H245L244 206H243V210L240 208L239 209V214L237 215L238 217H240V218H238L237 216H235V217H237V221H235L236 222V224H235V226L232 224L233 223V216L234 215H228L227 213H226V217L225 216H223V218L224 219H222V220H224V221H221L222 223H220V225H219V227L220 228H216L217 229V231H218V233L219 234H217V232H216V234H214L213 235V232H212V230L210 229V231L212 232L211 234V237H209V229L208 230H206L205 228H203L204 230H202V232L204 233V235H203V233L202 232H199V231H201L200 230V228H202L201 226L203 225L202 223H204L205 224V222H203L206 218L205 217H207V214H208V206L206 207V205H208V203L206 202V201H208V199H209V195L207 194L208 192H209V189H207L208 188V184H209V180L207 179L208 177L206 176L208 173L207 172H205L206 171V163H205V161H206V159H207V147H209ZM233 143V144H232ZM66 144H65V147H66ZM92 144V145H91ZM195 144V145H194ZM207 144H208V146H207ZM228 146H226V145ZM248 144V145H247ZM223 145H225L224 147H223ZM68 146V145H67ZM89 146V147H88ZM157 146H158V148H157ZM169 146V145H168ZM185 146H187V147H185ZM207 146V147H206ZM212 146V147H211ZM91 147V148H90ZM188 147H189V149H188ZM242 147V148H241ZM252 147H253V149L254 148H256V147H259V148H256L255 149V151L252 149ZM130 147H128V149H127V151L125 150V157L124 158H128V157H130V158H128V159H130L131 161L133 160V158H134V156H133V153H132V150H130L129 149ZM172 148H170V151L172 150ZM178 148H180V149H178ZM230 148V149H229ZM235 148H236V150H235ZM239 148H240V150H239ZM67 149V148H66ZM83 149V150H82ZM93 149V150H92ZM185 149H187V150H185ZM199 149V151H197ZM252 149V150H251ZM257 149L258 150H261V151H259L260 152V155H258L259 153L257 152ZM183 150H184V152H183ZM235 150V151H234ZM90 151V152H89ZM92 151V152H91ZM131 151V152H130ZM231 151V152H230ZM145 152V153H144ZM153 152V153H152ZM164 152V153H163ZM172 152L171 153H169V154H172ZM179 152V151H178ZM186 152H187V155H185L186 154ZM219 152V153H218ZM127 153V154H126ZM130 153V154H129ZM148 153V154H147ZM183 153H185L183 156H182V154ZM198 153V154H197ZM221 153V154H220ZM237 153V154H236ZM132 154V155H131ZM141 154H142V156H141ZM164 154V155H163ZM179 154H180V158L178 157L179 156ZM243 154V155H242ZM152 155V156H151ZM229 155V156H228ZM249 155V156H248ZM253 155V156H252ZM91 156V157H90ZM110 154L109 155H107L106 156V160H108L109 158H110ZM128 156V157H127ZM132 156V157H131ZM145 156V157H144ZM168 158H167V157ZM237 156V157H236ZM164 157V158H163ZM186 157V158H185ZM219 157V156H218ZM228 157V158H227ZM250 157V158H249ZM254 157V158H253ZM260 157V158H259ZM141 158V159H140ZM144 158V159H143ZM258 158V159H257ZM177 159V160H176ZM184 159H186V162H183V161H185ZM217 159V158H216ZM229 159H230V161H229ZM252 159V160H251ZM140 160V161H139ZM143 160V161H142ZM146 160V161H145ZM181 160V161H180ZM241 160H243L244 161V163L246 164V165H244L243 166V168L241 167ZM145 161V162H144ZM175 161V162H174ZM204 161V162H203ZM232 161V162H231ZM237 161V162H236ZM238 161H239V163H238ZM246 161V162H245ZM85 162V163H84ZM139 162H140V164L141 163H143V164H139ZM188 162V163H187ZM187 163V164H186ZM198 163V164H197ZM232 163V164H231ZM237 163V164H236ZM257 163V164H256ZM260 163V164H259ZM263 163V164H262ZM86 164V165H85ZM139 164V165H138ZM172 164V165H171ZM180 164H181V166H180ZM205 164V165H204ZM262 166L263 165V167H261L262 168V170H260L261 168H260V166ZM262 164V165H261ZM81 165V166H80ZM147 167H145V166ZM185 165H187V167L185 166ZM199 165V166H198ZM231 165H232V167H231ZM250 165V166H249ZM257 165V166H256ZM80 166V167H79ZM142 167V169H141V167ZM144 166V167H143ZM172 166V167H171ZM189 166V167H188ZM240 166V167H239ZM253 166H254V168H253ZM175 167V168H174ZM182 167V168H181ZM237 167H238V169H237ZM257 167H259V168H257ZM144 168V169H143ZM162 168V169H161ZM188 168V169H187ZM190 168V169H189ZM205 168V169H204ZM230 168V169H229ZM235 168V169H234ZM244 168H246L245 170H244ZM158 169V170H157ZM165 169V170H164ZM173 169V170H172ZM183 169V170H182ZM204 169V170H203ZM233 169V170H232ZM238 170V173H237V170ZM255 169L257 170V172L258 173H255L256 171H255ZM80 170V171H79ZM122 169H119V171H117L116 173H112V174H107V176H104L105 178H107V179H105L104 178V180H102L103 179V177H100V178H102L101 180H100V178H97L98 180V182L95 180V182H97L98 184L95 186V182H94V186L92 187V190H93V192H92V190H90L88 193H87V195H88V197H87V195H86V198H85V202H83L82 201V203H83V207H81L82 208V214L84 213L85 214V212L84 211H88L90 214H88V212L86 213V214H88L89 216H90V219L88 220V219H86L87 217H89L88 215H84V216H87L86 218L84 217V220L86 221H84L85 223H84V226L86 225L87 227H88V229L87 228H85L84 227V235L86 234V237L85 238H83V240L79 243V239H77L76 240V237L79 235V228H77L78 226V223L76 222V214H75V208H76V205L74 206V202H75V200L74 199H72L73 197H72V192L71 191H73V189L71 190V188L73 187L71 184H69L68 186V189H70V191L68 192V197L69 198H71V201H70V199L69 198H67L66 200V202L67 203H65V205L64 206H59L58 207V209H53L52 211L53 212H51L50 211V213L48 214L47 213V215L45 216V218H44V220H46V221H44L43 220V223H42V225H44V228L42 227V225H41V227L44 229H42L41 227H39L38 229L35 227V221L33 220L32 221V219H29L30 221H29V229H30V232H31V234L33 233V231H37L36 233H37V235H36V233L34 232V234H32L31 236L33 237V239H34V236L33 235H35V238L36 239H34V240H32L33 242V246L32 245H30V247L29 248H27L28 250H30V251H28V250H26V251H28V252H26L24 255H25V257H26V259L28 258L29 259V257L31 258L32 256H30V253H31V255H32V252L34 253V247H35V251H37L38 250V248H40L39 250H41V251H39V253L40 254H42V255H40V257L42 256V260H44L45 259V261H43L44 263H42V260H40V262L39 261H37L40 257H39V255H37V254H39L38 253V251H37V253H35V257H37V262L35 263L34 261H33V263L34 264H46V263H48V262H46V261H49L50 262V264H101L102 263V261H103V263L104 262H106L107 261V257H108V253L107 252H109V257H108V259H110V257L112 258L111 260V264H122L123 262L125 263V264H127L129 261V259L131 260V256L133 255V252H132V249H133V247L131 246V244H130V239H128L129 238V236H128V225H127V222H126V220L127 219H123V220H125L124 222L123 221H121V223H120V225L118 226L119 228L116 230V231H119V232H117V234H115L114 233V235L112 236V239H110V241H109V243H108V247H107V245L106 246H103V248H102V246L101 245H99V243L101 242V240H98V239H102V237L104 236V234H105V232H107V231H105L104 232V229H106V230H108L107 228H108V226L110 225V222H112V220H113V218L115 217V214L117 215V211L119 210V207L121 208V204H122V198H121V196H122V193H123V190H124V187H125V182H126V180H127V173H123L122 171H121ZM146 170V171H145ZM188 170V171H187ZM229 170H231L230 172H229ZM259 170V171H258ZM125 171V170H124ZM176 171V172H175ZM20 172V171H19ZM183 172V173H182ZM227 172H229V173H227ZM237 174H236V173ZM241 172V173H240ZM264 172V171H263ZM176 175H175V174ZM192 173V174H191ZM121 174V175H120ZM148 174V175H147ZM240 174H241V177H239L240 176ZM245 174H247L246 176H244ZM124 175H125V177H124ZM141 175V176H142ZM233 175H234V177H233ZM21 177V179L23 178L24 179V177H22L23 175H21L20 173L17 175V177H15V181H17L18 182V185L19 186H21L20 188H24L23 186H22V182H24L25 181V179L23 180L22 179V182L20 181V180H18V178L19 177ZM110 176V177H109ZM123 176V177H122ZM238 176V177H237ZM250 176H251V178H250ZM114 177V178H113ZM144 177H146V178H144ZM171 177L173 178V179H171ZM192 177V178H191ZM206 177V178H205ZM233 177V178H232ZM247 179H245V178ZM225 178V179H226ZM244 178V179H243ZM253 178V179H252ZM126 179V180H125ZM170 179H171V181H170ZM238 179V180H237ZM239 179H240V181H239ZM242 179H243V181L245 180L246 182L245 183H247V184H245L243 181H242ZM136 180V181H137ZM203 180V181H202ZM19 181H20V184H19ZM101 181H103V182H101ZM105 181H106V183H105ZM115 182V184H114V182ZM167 181V182H166ZM17 182H15V183H17ZM198 182V183H197ZM202 182V183H201ZM263 182H264V177H263ZM25 183V182H24ZM24 183H23V185H24ZM122 183V184H121ZM201 183V184H200ZM222 183V182H221ZM232 183V182H231ZM244 185H243V184ZM171 184V185H170ZM99 185V186H98ZM103 185V186H102ZM193 185V186H192ZM230 185V184H229ZM242 185V186H241ZM176 186V187H175ZM236 186H238V187H236ZM256 186H257V189H256ZM96 188V190H99V191H97V193H96V190H95V188ZM99 189H98V188ZM101 187H104V188H101ZM109 187V188H108ZM170 187V188H169ZM194 187V188H193ZM236 187V188H235ZM254 187V188H253ZM94 188V189H93ZM101 188V189H100ZM229 188H230V186H229ZM235 188V189H234ZM242 188H243V190H242ZM245 188H246V190H245ZM248 188V189H247ZM249 188H251V189H249ZM104 189V190H103ZM114 191V193L111 191ZM147 189V190H146ZM170 189V190H169ZM174 189V190H173ZM22 190V189H21ZM102 190V191H101ZM168 190H169V192H168ZM107 191H108V194L106 195L105 193H107ZM159 191V192H158ZM206 191H208V192H206ZM234 191H236V192H234ZM100 192V193H99ZM111 192V193H110ZM162 192V193H161ZM197 192V193H196ZM200 192V193H199ZM245 194H244V193ZM247 192V193H246ZM89 193H91L90 195L91 196H89ZM101 193H102V195H101ZM205 193V194H204ZM239 193H240V195H239ZM104 194H105V196H104ZM115 196H114V195ZM201 194V195H200ZM207 194V195H206ZM242 194H243V196H242ZM70 195H71V197H70ZM97 195H99V196H97ZM103 196V197H101V196ZM184 195V196H183ZM206 195V196H205ZM162 196V197H161ZM166 196V197H165ZM170 196V197H169ZM199 196H202V197H199ZM205 196V197H204ZM258 198H257V197ZM262 196V197H261ZM99 199H98V198ZM112 197V198H111ZM253 197V198H252ZM84 198H83V200H84ZM96 198V199H95ZM102 198V199H101ZM189 198V199H188ZM193 198V199H192ZM205 198V199H204ZM251 198V199H250ZM103 201H101V200ZM106 199V200H105ZM168 199V200H167ZM197 199V200H196ZM204 199V200H203ZM142 200H143V203H142ZM153 200V201H152ZM155 200V201H154ZM178 200V201H177ZM206 200V201H205ZM244 200V201H243ZM246 200H247V202H246ZM255 200V201H254ZM68 201H69V203H68ZM73 201V202H72ZM96 201V202H95ZM191 201V202H190ZM200 201V202H199ZM253 201V202H252ZM92 202H93V204H92ZM150 202V203H149ZM177 202V203H176ZM205 202V203H204ZM246 202V203H245ZM70 203H72V204H70ZM97 203H99L98 205H97ZM145 203V204H144ZM247 203H248V205H247ZM254 203V204H253ZM84 204H86V205H84ZM206 204V205H205ZM75 207V208H73V206ZM144 205L146 206V205H148V206H146V207H144ZM205 205V206H204ZM253 205V206H252ZM82 206V205H81ZM88 208H87V207ZM97 206V207H96ZM141 206H143V207H141ZM154 206H156V207H154ZM158 206V207H157ZM201 206V207H200ZM67 207H70V208H67ZM91 207V208H90ZM96 207V208H95ZM107 207V208H106ZM135 207V208H134ZM166 207V208H165ZM244 207H245V209H244ZM246 207H247V209H246ZM14 209L16 208V207H13ZM13 208H12V210H13ZM74 210H73V209ZM103 208H104V210H103ZM142 208V209H141ZM146 208V209H145ZM153 208V209H152ZM174 208V209H173ZM254 208H256V209H254ZM17 209H19V206H17ZM17 209H15V211L13 210V212H12V210H11V212H10V214H11V216L9 215V217L11 218V220L10 219H8L9 221H8V226L7 227H9V229H7L12 235H14V236H12L7 230H6V235H7V237H5L4 236V238L3 239H5L4 241L5 242H2V243H4V244H2L1 245V247H0V264H13V262L10 260L11 258H10V256L9 255H11L10 253L12 252V250H11V248H12V246L14 245L13 244V240H15V238L13 239V237H15L16 236V226L14 225V216L16 215V213H17ZM112 209H113V211H112ZM141 211H140V210ZM147 209H148V211L152 214H150V213H146V212H148L147 211ZM167 209V210H166ZM180 209H182L181 211H180ZM192 209V210H191ZM93 210H95V211H93ZM116 210V211H115ZM137 210V212H135ZM139 210V211H138ZM177 210V211H176ZM243 211V212H241V211ZM71 211H72V213H71ZM112 211V212H111ZM121 211V209L119 210V212ZM155 211V212H154ZM160 211V212H159ZM179 211V212H178ZM250 211V212H249ZM16 212V213H15ZM57 212V213H56ZM73 212H74V214H73ZM93 212H95L94 214H93ZM98 212V213H97ZM111 212V213H110ZM114 212H115V214H114ZM133 212V213H132ZM135 212V213H134ZM141 212H144V213H146V214H144L143 215V213H141ZM157 212V213H156ZM237 212V213H238ZM248 212V213H247ZM54 213V214H53ZM61 213V214H60ZM71 213V214H70ZM102 213V214H101ZM105 213V214H104ZM92 214V215H91ZM99 214H100V217H96V216H99ZM119 214V213H118ZM252 214V215H251ZM57 215V216H56ZM68 215V216H67ZM71 215H72V220H74V218H75V221H72L71 220ZM74 215H75V217H74ZM94 215V216H93ZM96 215V216H95ZM113 215V216H112ZM222 215H224L223 213H222ZM240 215V216H239ZM244 217H243V216ZM256 215V216H255ZM30 216H31V218H32V214L31 215H29V218H30ZM59 216V217H58ZM64 216V217H63ZM69 217V218H67V217ZM151 216V217H150ZM108 217V218H107ZM110 217V218H109ZM112 217V218H111ZM127 217V214H126V216L124 217V218H126ZM203 217V218H202ZM230 217V218H229ZM254 217H255V219H254ZM63 218V219H62ZM92 218V219H91ZM94 218V219H93ZM97 218V219H96ZM105 220H104V219ZM199 218V219H198ZM242 218V219H241ZM257 218V219H256ZM57 219V220H56ZM226 219V220H225ZM239 219V220H238ZM250 219V220H249ZM64 220V221H63ZM94 220H96V222H94ZM101 220V221H100ZM153 220V221H152ZM197 220V221H196ZM231 220V221H230ZM59 221H61V222H59ZM89 221H91V222H89ZM106 221V222H105ZM200 221V222H199ZM227 222V224H226V222ZM244 221V222H243ZM254 221V222H253ZM10 222H11V224H10ZM58 222H59V224L61 223L62 225H59L58 224ZM62 222H64V223H62ZM68 222V223H67ZM99 222V223H98ZM100 222L101 223H103V225L102 224H100ZM105 222V223H104ZM145 222L147 223V224H145ZM149 222V223H148ZM150 222H151V226L149 227V225L148 224H150ZM232 222V223H231ZM246 222V223H245ZM249 222V223H248ZM34 225H33V224ZM66 223V224H65ZM77 223V224H76ZM89 223V224H88ZM193 223H194V225H193ZM196 223V224H195ZM245 223V224H244ZM252 223H255L254 225L252 224ZM46 224V225H45ZM48 224V225H47ZM55 224V225H54ZM69 226H68V225ZM107 226V228H106V226ZM142 224V226H141V228L139 229L138 228V226H140ZM153 224V225H152ZM166 224V225H165ZM222 224V225H221ZM232 225V227L233 228H231V225ZM237 224H239L238 226H240V227H238L237 226ZM251 224V225H250ZM258 224V225H257ZM51 225H52V227H51ZM76 225V226H75ZM89 225H91V226H93V227H91V226H89ZM95 225H99L98 227L97 226H95ZM242 225V226H241ZM248 225H250L249 226V228H251V229H249L248 228ZM262 225V226H261ZM37 226V225H36ZM56 226V227H55ZM67 226V227H66ZM75 226V227H74ZM143 226L145 227L144 228V230H143ZM148 226V227H147ZM160 226V227H159ZM181 226V227H180ZM195 226V227H194ZM205 225H203V227H204ZM230 226V227H229ZM253 228H252V227ZM254 226H255V229H254ZM257 226H258V228H257ZM14 227V228H13ZM38 227V226H37ZM55 227V228H54ZM66 229H65V228ZM96 227V228H95ZM104 227V228H103ZM164 227H165V229H164ZM200 227V228H199ZM247 227V228H246ZM11 228V229H10ZM50 228L52 229V228H54V231H56L55 232V234L52 236L53 237V240H52V238H48L49 237V231H50ZM57 228V229H56ZM68 228V229H67ZM71 228V229H70ZM75 228H76V230L78 231V233L76 232V230H75ZM100 228V229H99ZM102 228V229H101ZM121 228V229H120ZM198 228V229H197ZM225 228H229V229H227V231L225 230ZM257 228V229H256ZM37 229V230H36ZM47 229H49V230H47ZM65 229V230H64ZM86 229H87V233L85 232L86 231ZM142 229V230H141ZM147 229V230H146ZM151 229V230H150ZM232 229H233V231H232ZM13 230V231H12ZM33 230V231H32ZM42 230V231H41ZM67 230V231H66ZM88 230H90V231H88ZM92 230V231H91ZM158 230V231H157ZM175 230V231H174ZM196 230H198V232L199 233H196ZM245 230V231H244ZM253 230H255L254 232H253ZM62 231V232H61ZM147 231V232H146ZM150 231L152 232V233H150ZM180 233H179V232ZM240 231V232H239ZM262 231V232H261ZM42 232V233H41ZM43 232H45V234L43 233ZM71 232V233H70ZM90 232V233H89ZM94 232H97V233H94ZM100 232V233H99ZM250 234H249V233ZM255 232H256V234H255ZM43 235V236H45L46 238L44 239V237L42 238V236H41V234ZM56 233H57V235H56ZM64 233V234H63ZM74 233H76V234H74ZM92 233V234H91ZM94 233V234H93ZM140 233V232H139ZM146 233H148V234H146ZM249 234V235H247V234ZM252 233V234H251ZM255 234V238H254V234ZM40 236H39V235ZM69 234V235H68ZM71 234V235H70ZM89 234V235H88ZM101 234L103 235V236H101ZM141 234V235H142ZM157 234V235H156ZM195 234L197 235V236H195ZM242 234H244V235H242ZM46 235H48V236H46ZM93 235H94V237H93ZM99 235V236H98ZM119 235V236H118ZM206 235V236H205ZM218 235V236H217ZM237 235H238V238H237V240H236V237H237ZM30 236V237H31ZM37 236H39V237H41V238H39V237H37ZM55 236V237H54ZM88 236H89V238H88ZM98 236V237H97ZM117 236V237H116ZM246 236V237H245ZM258 236V237H257ZM260 236H263V237H261L260 238ZM11 239H10V238ZM61 237V238H60ZM79 238H80V235L78 236ZM77 237V238H78ZM96 237V238H95ZM100 237V238H99ZM115 237V238H114ZM167 237V238H166ZM192 237V238H191ZM217 237V238H216ZM221 237V238H220ZM38 238H39V240H38ZM58 238V239H57ZM73 238V239H72ZM122 238V239H121ZM149 238V239H148ZM195 238V239H194ZM200 238V239H199ZM252 238V239H251ZM13 239V240H12ZM40 239H42V241L40 240ZM48 239H51V240H48ZM54 239H55V241H54ZM74 239L76 240V241H74ZM118 239V240H117ZM153 239V240H152ZM167 239V240H166ZM218 239V240H217ZM239 239V240H238ZM242 239V240H241ZM258 241H257V240ZM262 239V240H261ZM37 240V241H36ZM43 240H45V241H43ZM62 240V241H61ZM67 240V241H66ZM96 240V241H95ZM189 242H188V241ZM213 240V241H212ZM7 241H9V242H7ZM36 241V242H35ZM48 241H51V242H48ZM52 241H54V243L52 242ZM59 243H58V242ZM69 241V242H68ZM92 241V242H91ZM111 241H113V242H111ZM154 241V242H153ZM210 241H212L213 242V244H212V242H210ZM214 241L216 242V243H214ZM236 241H239V242H236ZM39 244H38V243ZM40 242H41V244H40ZM44 244H43V243ZM61 242V243H60ZM73 242H76V244H74ZM99 242V243H98ZM122 242V243H121ZM202 242V243H201ZM257 242V243H256ZM259 242H262V243H259ZM31 243V244H32ZM35 243H37V244H35ZM49 243V244H48ZM83 243H86V245L85 244H83ZM218 243V244H217ZM246 243V244H245ZM68 244V245H67ZM74 244V247L72 246ZM77 244H79V245H77ZM83 244V245H82ZM168 244V245H167ZM196 244H197V246H196ZM215 244V245H214ZM235 244L237 245L236 247H235ZM256 244V245H255ZM261 244V245H260ZM4 245V246H3ZM36 245H38L39 247L36 249ZM43 245H46V246H44V247H47V248H44L43 247ZM51 245H52V247H51ZM59 245V246H58ZM61 245H62V247H64L65 249H63V248H60L61 247ZM242 245V246H241ZM60 248H58V247ZM71 246H72V248H71ZM100 246V247H99ZM120 246V247H119ZM144 246H146V247H144ZM213 246H214V248H213ZM240 246V247H239ZM255 246H256V248H255ZM33 247V248H32ZM42 247V248H41ZM67 247V248H66ZM69 247V248H68ZM78 248V250H77V248ZM92 247V248H91ZM100 249H99V248ZM162 247V248H161ZM216 247V248H215ZM233 247V248H232ZM253 247H254V249H253ZM263 247V246H262ZM49 248V249H48ZM70 248H71V250H70ZM74 248V249H73ZM80 248H81V250H80ZM98 250H97V249ZM118 248V249H117ZM187 248V249H186ZM261 248V247H260ZM8 249H10V250H8ZM13 249V248H12ZM33 249V250H32ZM47 249V250H46ZM51 249H53L52 251L54 252V254L55 253H57V255H56V257H57V259H59L56 263L54 262L55 260H54V258H56V257H52L51 256V258H53L52 260H51V258H44V257H46V255L43 257V254H45L46 253V251H48V250H51ZM56 249V250H55ZM61 249H63L64 251H62ZM202 249V250H201ZM208 249V248H207ZM208 249V250H209ZM217 249V250H216ZM247 249V250H246ZM253 249V250H252ZM32 250V251H31ZM62 251V252H60V253H64L63 255L64 256H61L60 255V253H59V251ZM70 250V251H69ZM85 250V251H84ZM120 250V251H119ZM149 252H148V251ZM195 250V251H194ZM211 250L209 251V254L208 255H210V253L212 254V252H211ZM220 250V251H219ZM257 250H259V251H257ZM11 251V252H10ZM56 251H58V252H56ZM116 251V252H115ZM134 251V250H133ZM248 251V252H247ZM30 252V253H29ZM72 252V253H71ZM76 252V253H75ZM90 252V253H89ZM151 252V253H150ZM166 252V253H165ZM215 252V253H214ZM228 253V252H230V254H227L228 255V257H227V259L226 258H224L225 257V255H226V253ZM243 252V253H242ZM251 252V253H250ZM258 252V253H257ZM28 253V254H27ZM82 253V254H81ZM142 253V252H141ZM253 253V254H252ZM260 253H261V255H260ZM29 255V257L27 256V255ZM76 254V255H75ZM120 254H122V255H120ZM150 254H152V255H150ZM225 254V255H224ZM257 254V255H256ZM263 254V255H262ZM37 255V256H36ZM60 255V256H59ZM81 255V256H80ZM146 255H148L147 257H146ZM207 255V254H206ZM230 255V256H229ZM243 255V256H242ZM9 258H8V257ZM53 256H55V255H53ZM73 256V257H72ZM152 256V257H151ZM252 256V257H251ZM254 256V257H253ZM65 257V258H64ZM80 257V258H79ZM119 257V258H118ZM123 257V258H122ZM164 257V258H163ZM259 257V258H258ZM33 259H34V257H32ZM31 258V259H32ZM62 260H61V259ZM79 260H81V261H78V259ZM104 258V259H103ZM204 258V259H203ZM222 258V260H223V262L222 261H220V259ZM224 258V259H223ZM257 258V259H256ZM27 259V263L29 262L30 264H31V259H30V261ZM32 259V260H33ZM41 259V258H40ZM68 259V260H67ZM76 259V260H75ZM100 259V260H99ZM102 259V260H101ZM145 259H147V260H145ZM99 261V262H96V261ZM105 260V261H104ZM214 260V261H215ZM232 260V261H231ZM250 260H251V263H250ZM254 260V261H253ZM255 260H257V261H255ZM260 260V261H259ZM2 261V262H1ZM11 261V262H10ZM51 261H52V263H51ZM61 261V262H60ZM64 261V262H63ZM66 261V262H65ZM75 261H78V262H75ZM83 261V262H82ZM86 261V262H85ZM100 261H101V263H100ZM259 261V262H258ZM63 262V263H62ZM75 262V263H74ZM213 262V261H212ZM220 262H222V263H220ZM107 263V262H106ZM123 263V264H124ZM49 264V263H48ZM213 264H215V262L213 263Z\"/></svg>",
	"mask_w": 264,
	"mask_h": 264
}]
</instances>
